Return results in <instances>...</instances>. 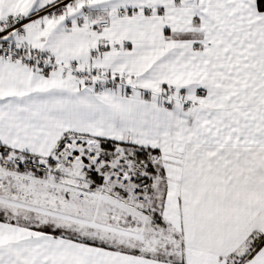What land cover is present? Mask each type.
<instances>
[{
    "label": "snow or ice",
    "instance_id": "obj_1",
    "mask_svg": "<svg viewBox=\"0 0 264 264\" xmlns=\"http://www.w3.org/2000/svg\"><path fill=\"white\" fill-rule=\"evenodd\" d=\"M0 264H264V0H0Z\"/></svg>",
    "mask_w": 264,
    "mask_h": 264
}]
</instances>
